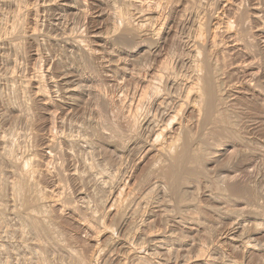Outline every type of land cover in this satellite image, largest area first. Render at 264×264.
Instances as JSON below:
<instances>
[{
	"label": "rangeland",
	"instance_id": "374dc122",
	"mask_svg": "<svg viewBox=\"0 0 264 264\" xmlns=\"http://www.w3.org/2000/svg\"><path fill=\"white\" fill-rule=\"evenodd\" d=\"M0 264H264V0H0Z\"/></svg>",
	"mask_w": 264,
	"mask_h": 264
},
{
	"label": "bare ground",
	"instance_id": "6f19581e",
	"mask_svg": "<svg viewBox=\"0 0 264 264\" xmlns=\"http://www.w3.org/2000/svg\"><path fill=\"white\" fill-rule=\"evenodd\" d=\"M67 4H65L67 7H68V5L70 4V3H68V2H66ZM144 3V2H143ZM68 10V9H67ZM57 38V37H56ZM66 40V39H65ZM68 40V39H67ZM70 40V39H69ZM69 42V41H68ZM78 45V44H77ZM79 47H82V46H80V45H78ZM78 47V48H79ZM80 49V48H79ZM87 54V53H86ZM166 64V63H165ZM165 66V65H164ZM171 68V67H170ZM83 82V81H82ZM84 84V83H83ZM69 87L67 88L68 90H67V92H66V90H65V92L67 93V94H73V93H75V92H77V90H78V88L77 87H72V85L70 84V85H68ZM82 86V85H81ZM158 86V85H157ZM152 88V87H151ZM194 89V88H193ZM193 92V91H192ZM199 95V94H198ZM189 97V96H188ZM200 98V97H199ZM200 110V109H199ZM134 121V120H133ZM163 130V129H162ZM158 137V136H157ZM157 140V139H156ZM161 140V139H160ZM76 141V140H75ZM151 144V143H150ZM153 144V143H152ZM171 145V144H170ZM177 147V146H176ZM150 148V147H149ZM169 148H173V147H169ZM169 148H167L166 147V149H161V152L163 153V154H165L166 156H168V154H170V150H169ZM180 148V147H179ZM151 149H153V148H151ZM158 149V148H157ZM174 149V148H173ZM176 150V149H175ZM149 151V150H148ZM184 151V150H183ZM185 152V151H184ZM187 152V151H186ZM168 153V154H167ZM204 154V153H203ZM172 156H174L175 157V155H172ZM182 156H183V154H182ZM180 157V156H179ZM166 158V157H165ZM169 158V157H168ZM184 158V157H183ZM189 158V157H188ZM191 158V157H190ZM196 158V157H195ZM198 158V157H197ZM161 159V158H160ZM193 159H194V157H193ZM202 159V158H201ZM173 160V159H172ZM179 160V159H178ZM183 160V159H182ZM185 160V159H184ZM197 160V159H196ZM174 162V161H173ZM182 162V161H181ZM192 162H194V161H192ZM196 163V162H195ZM175 164V163H174ZM174 164L172 165V166H174ZM179 164V163H178ZM177 164V165H178ZM192 164V163H191ZM155 165V164H154ZM176 165V166H177ZM176 166H175V168H176ZM173 168V167H172ZM181 169V168H180ZM173 170V169H172ZM151 171V170H150ZM179 171V170H178ZM181 171V170H180ZM179 171V172H180ZM29 172H31V171H29ZM169 172H170V169H169ZM172 172V171H171ZM170 172V173H171ZM175 173V172H174ZM22 174H24V173H22ZM27 174V173H26ZM193 174V173H192ZM173 175H175V174H173ZM23 176V175H22ZM156 176V175H155ZM25 177V176H24ZM30 177V176H29ZM176 177V176H175ZM222 179V178H221ZM22 181H24L23 179H21ZM21 181V182H22ZM28 181V180H27ZM19 182V181H18ZM148 183V182H147ZM26 184V183H25ZM24 184V185H25ZM16 186V185H15ZM154 186V185H153ZM16 187H18V191L17 192H20V191H24V188H25V186H23V183L22 184H19L18 186H16ZM24 187V188H23ZM153 188V187H152ZM14 189V188H13ZM243 189V188H242ZM17 192H16V194H17ZM21 192V193H22ZM25 192V191H24ZM23 192V193H24ZM20 193V196L22 195L23 196V193L21 194ZM19 195V194H18ZM22 196L20 197V198H22ZM184 196V195H183ZM15 197V196H14ZM19 198V197H18ZM26 216V215H25ZM27 218V217H26ZM43 222V221H42ZM27 223H30L29 221L27 222ZM30 224H32L31 225V227L33 226L34 228H35V230H36V228H40L41 226H40V224L39 223H37L35 220L33 221L32 220V223H30ZM45 227H46V225L45 224H43ZM40 226V227H39ZM42 229V228H41ZM40 229V230H41ZM46 230H48V229H46ZM49 231V230H48ZM36 233H37V231H36ZM43 233V232H42Z\"/></svg>",
	"mask_w": 264,
	"mask_h": 264
}]
</instances>
